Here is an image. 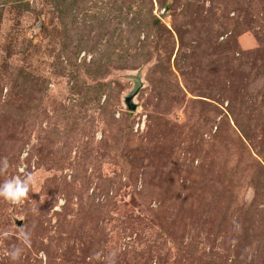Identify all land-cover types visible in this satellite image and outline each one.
Returning a JSON list of instances; mask_svg holds the SVG:
<instances>
[{
  "label": "rangeland",
  "instance_id": "1",
  "mask_svg": "<svg viewBox=\"0 0 264 264\" xmlns=\"http://www.w3.org/2000/svg\"><path fill=\"white\" fill-rule=\"evenodd\" d=\"M8 183L0 264H264V0H0Z\"/></svg>",
  "mask_w": 264,
  "mask_h": 264
},
{
  "label": "clouds",
  "instance_id": "2",
  "mask_svg": "<svg viewBox=\"0 0 264 264\" xmlns=\"http://www.w3.org/2000/svg\"><path fill=\"white\" fill-rule=\"evenodd\" d=\"M27 192L26 185H13L12 183L5 184L2 188H0V196H3L13 203L19 201L21 197H23Z\"/></svg>",
  "mask_w": 264,
  "mask_h": 264
},
{
  "label": "water",
  "instance_id": "3",
  "mask_svg": "<svg viewBox=\"0 0 264 264\" xmlns=\"http://www.w3.org/2000/svg\"><path fill=\"white\" fill-rule=\"evenodd\" d=\"M136 92L134 91V92H131L127 97H125V102H126V104H127V106L129 107V108H132L131 107V104H132V98H133V96H134V94H135ZM21 220H17V223L20 225L21 224Z\"/></svg>",
  "mask_w": 264,
  "mask_h": 264
}]
</instances>
